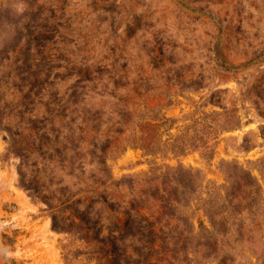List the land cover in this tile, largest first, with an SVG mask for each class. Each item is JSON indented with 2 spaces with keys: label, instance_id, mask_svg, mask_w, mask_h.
<instances>
[{
  "label": "rangeland",
  "instance_id": "obj_1",
  "mask_svg": "<svg viewBox=\"0 0 264 264\" xmlns=\"http://www.w3.org/2000/svg\"><path fill=\"white\" fill-rule=\"evenodd\" d=\"M144 123L152 151L132 139ZM106 137L121 206L178 169L200 178L177 189V264H264V0H0V264H98L77 216Z\"/></svg>",
  "mask_w": 264,
  "mask_h": 264
},
{
  "label": "trees",
  "instance_id": "obj_2",
  "mask_svg": "<svg viewBox=\"0 0 264 264\" xmlns=\"http://www.w3.org/2000/svg\"><path fill=\"white\" fill-rule=\"evenodd\" d=\"M85 79L87 81L92 80L88 76H85ZM29 84L30 82L24 84L23 87ZM30 93V91L26 92L27 95ZM118 114L121 118L117 122L118 126L115 132L117 135H121L126 129L124 124L126 125L130 121L133 113L131 108L125 104ZM148 126H150L149 123L138 124L140 135L137 136L136 129H133L131 134L133 135L132 139L142 149L152 151L155 136ZM113 144V139L106 137L99 144H94L89 150L91 159L96 161L99 166L96 173L90 174L94 186L88 190L91 195L87 197V205L77 216L83 225L80 231L84 229L85 233L82 238L85 241L93 242L98 264H153L156 261L166 264L179 263L183 259L181 254L186 257L187 251L192 248V241L189 237V230L188 233L184 234L183 218L176 216V212L181 209V200L177 195V189L183 184L191 183L187 177L194 176L192 180L194 183H197L200 178L187 170L178 169L175 172V187L173 186L172 190L166 187L159 188L158 184H152L150 180L149 189L139 188L125 205L121 206L120 202L114 201V198L107 196L103 190L111 178L107 172L105 160L107 152ZM114 145L116 146V144ZM17 149H20L18 153L21 158L18 167L20 182L25 188L31 189L38 195L39 191L33 184V180L26 177L27 152L22 146ZM248 177L251 176L248 174ZM244 184L251 188L254 186L253 182ZM99 187L101 188L99 189ZM46 203L48 204V202ZM105 211L108 213L115 212L117 216H109L105 214ZM117 213L124 215V218L120 219ZM206 213L209 223L212 225L216 214L212 208L207 209ZM219 220L223 219L219 217ZM56 221V217L52 216V227L60 229L56 226ZM74 226L77 228V222L72 219L65 226V230L76 231ZM205 230L209 233L207 228ZM199 245L197 244V247Z\"/></svg>",
  "mask_w": 264,
  "mask_h": 264
}]
</instances>
